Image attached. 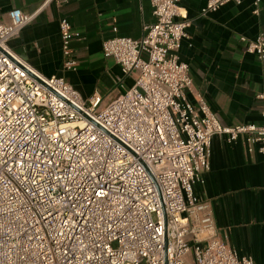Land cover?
<instances>
[{
	"label": "built area",
	"instance_id": "2783aa9c",
	"mask_svg": "<svg viewBox=\"0 0 264 264\" xmlns=\"http://www.w3.org/2000/svg\"><path fill=\"white\" fill-rule=\"evenodd\" d=\"M180 1L148 0L153 23L139 39L103 42V56L132 78L108 104L82 101L63 77L14 55L9 42L34 15L0 16V264H254L219 235L194 187L216 135L264 158V81L260 125L222 127L202 97L189 103V67L177 53L190 23ZM229 3L240 0H207L200 15ZM260 5L252 0V15ZM59 34L62 68L74 71L64 18ZM240 41L264 59V34Z\"/></svg>",
	"mask_w": 264,
	"mask_h": 264
},
{
	"label": "crops",
	"instance_id": "0c3cea01",
	"mask_svg": "<svg viewBox=\"0 0 264 264\" xmlns=\"http://www.w3.org/2000/svg\"><path fill=\"white\" fill-rule=\"evenodd\" d=\"M44 1L0 0L4 20L13 9L34 15L9 42L14 55L44 77H63L84 102L98 96L108 104L132 85V78L124 77L113 60L103 56L102 44L115 35L139 39L144 25L153 23L148 0H68L61 9L53 3L43 5ZM206 1H180V14L190 23L177 53L192 80L186 99L194 104L202 97L222 127L260 125L262 103L256 95L264 81V59L246 54L240 38L252 41L264 34V0L259 16L251 13L252 0L229 3L201 16ZM62 18L73 30L74 71L62 68ZM209 164L203 184L194 187L196 197L210 203L219 235L238 256L264 264L263 156L256 150L247 153L242 139L229 144L226 136L216 135Z\"/></svg>",
	"mask_w": 264,
	"mask_h": 264
}]
</instances>
